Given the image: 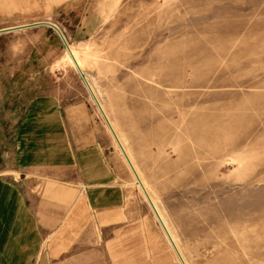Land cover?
<instances>
[{"label": "rangeland", "instance_id": "374dc122", "mask_svg": "<svg viewBox=\"0 0 264 264\" xmlns=\"http://www.w3.org/2000/svg\"><path fill=\"white\" fill-rule=\"evenodd\" d=\"M37 21L76 52L186 264H264V0H0V29ZM66 49L48 24L0 31V163L52 98L126 193L125 219L58 264H182Z\"/></svg>", "mask_w": 264, "mask_h": 264}, {"label": "crops", "instance_id": "0c3cea01", "mask_svg": "<svg viewBox=\"0 0 264 264\" xmlns=\"http://www.w3.org/2000/svg\"><path fill=\"white\" fill-rule=\"evenodd\" d=\"M50 100L30 107L0 163V264H58L96 227L125 219V189L102 149L74 143Z\"/></svg>", "mask_w": 264, "mask_h": 264}, {"label": "bare ground", "instance_id": "6f19581e", "mask_svg": "<svg viewBox=\"0 0 264 264\" xmlns=\"http://www.w3.org/2000/svg\"><path fill=\"white\" fill-rule=\"evenodd\" d=\"M58 29H59V28H58ZM58 31L60 32V30H58ZM60 34H62V33L60 32ZM62 35H63V34H62ZM63 37H64V36H63ZM66 46H67V47H66V48H67L66 50L69 52V53H67V54H68L67 56H68V58L70 59V61L72 62V64H73L77 69L79 68V69L84 73V70L82 69L81 62H79L78 59L76 58V52H75L74 50H72L71 46L67 43V41H66ZM79 69H78V70H79ZM80 70H79V71H80ZM84 75H85V74H84ZM84 81H85V83L87 82V83H86V84H87V87L89 86L88 89H89V91H90V93H91V95H92V97H93V99H94L96 105L98 106V108H99V110L101 111V113L104 115L106 121L109 123V125H110V127H111V129H112V131H113V133H114V135L116 136L118 142L120 143V141H119V139H118V137H117V135H116V133H115L113 127L111 126V124H110V122H109V119H108V117H107V115H106V113H105V111H104V108L102 107V105H101V103H100V101H99V99H98L96 93L94 92V89L92 88V86H91V84H90V82H89V80H88V78H87L86 75H85V79H84ZM120 146L122 147V149H123V151H124V148H123V146H122L121 143H120ZM124 155H125V157H126L128 163L130 164L132 170L134 171V173H135V175H136L138 181L140 182V184H141V186H142V189L144 190V193L146 194V196H147V198H148V200H149L151 206L153 207V209H154V211H155V213H156V215H157V217H158V219H159L161 225L163 226V228H164V230H165V232H166V234H167V236H168V238H169V240H170L172 246L174 247L176 253L178 254L179 259L181 260L182 264H186V262H185V260H184V258H183V256H182V254L180 253V251H179V249H178V247H177V245H176V243H175V241H174V239H173V237L171 236V234H170V232H169L167 226L165 225V223H164V221H163V219H162V217H161V215H160L158 209L156 208V205L154 204V202H153L151 196L149 195L148 191L146 190L145 186L143 185V183H142V181H141L139 175L137 174V172H136V170H135V168H134V165H133L132 161L130 160L129 156L127 155V153H126L125 151H124Z\"/></svg>", "mask_w": 264, "mask_h": 264}, {"label": "water", "instance_id": "95a60500", "mask_svg": "<svg viewBox=\"0 0 264 264\" xmlns=\"http://www.w3.org/2000/svg\"><path fill=\"white\" fill-rule=\"evenodd\" d=\"M42 23H44V24H48V25H50L51 27H54V28L58 31V28L56 27L57 25H56L55 23H53V22H50V21H37V22L29 23V24L16 25V26H14V27H10V28H2V29H0V31H5V30H7V29H14V28H22V27H26V26L39 25V24H42ZM58 32H59V31H58ZM59 34H60V32H59ZM60 36H61L63 42H64L65 45H66L65 38L63 37L62 34H60ZM66 47H67V46H66ZM78 69H79V68H78ZM79 70H80V69H79ZM80 73H81V75L83 76V78L85 79V75H84V73H83L81 70H80ZM88 87H89V86H88Z\"/></svg>", "mask_w": 264, "mask_h": 264}]
</instances>
